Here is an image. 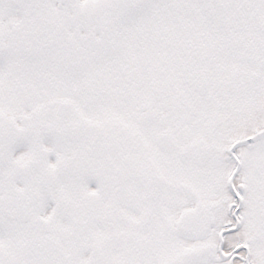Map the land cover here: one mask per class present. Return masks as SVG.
I'll return each mask as SVG.
<instances>
[{"label": "snow or ice", "instance_id": "snow-or-ice-1", "mask_svg": "<svg viewBox=\"0 0 264 264\" xmlns=\"http://www.w3.org/2000/svg\"><path fill=\"white\" fill-rule=\"evenodd\" d=\"M0 264H264V0H0Z\"/></svg>", "mask_w": 264, "mask_h": 264}]
</instances>
